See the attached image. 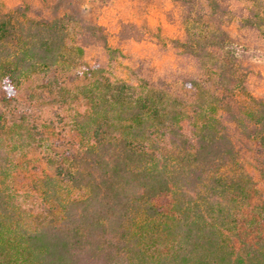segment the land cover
<instances>
[{"label": "trees", "instance_id": "trees-1", "mask_svg": "<svg viewBox=\"0 0 264 264\" xmlns=\"http://www.w3.org/2000/svg\"><path fill=\"white\" fill-rule=\"evenodd\" d=\"M24 1L0 14L6 103L32 74L85 63L83 47L67 43V11L33 16ZM180 1L185 34L175 44L212 86L189 80L195 96L186 106L166 87L96 69L79 89L90 105L75 121L77 148L60 152L37 187L49 205L43 212L22 210L7 183L12 163L0 155V264H264V198L252 203L258 188L222 119L264 154V100L238 73V48L222 20L231 0ZM241 1L240 22L264 36V0ZM227 95L248 103L234 110ZM26 125L9 128L17 148L31 137Z\"/></svg>", "mask_w": 264, "mask_h": 264}, {"label": "rangeland", "instance_id": "rangeland-1", "mask_svg": "<svg viewBox=\"0 0 264 264\" xmlns=\"http://www.w3.org/2000/svg\"><path fill=\"white\" fill-rule=\"evenodd\" d=\"M24 0H0V14L13 11ZM33 16H51L67 11L68 44L83 47L85 63L71 69L52 68L46 75L34 73L25 79L10 103L2 99L0 85V155L12 163L7 183L25 212L36 215L49 205L43 203L38 185L45 175H52L55 160L62 151L74 150L79 143L75 121L89 110V100L79 89L92 81L96 69L113 78L136 84L140 78L166 87L188 106L195 91L187 85L198 79L212 86V80L199 68L198 60L184 52L175 40L184 39L183 18L187 7L180 0H27ZM231 12L223 17V26L237 45L238 73L243 74L247 90L264 100V36L243 25L240 16L247 4L231 0ZM106 46L117 50L110 58ZM234 110L248 103L244 97L227 95ZM222 119L236 144L241 166L245 167L258 188L252 203L264 198V154L254 140L240 134L230 117ZM27 124L30 138L16 147L14 129ZM189 134L191 125L183 123ZM163 202L159 199L158 203ZM252 213L246 210V216Z\"/></svg>", "mask_w": 264, "mask_h": 264}]
</instances>
